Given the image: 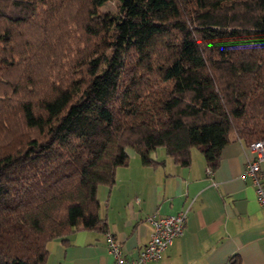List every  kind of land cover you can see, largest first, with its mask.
I'll return each mask as SVG.
<instances>
[{"label":"trees","instance_id":"trees-1","mask_svg":"<svg viewBox=\"0 0 264 264\" xmlns=\"http://www.w3.org/2000/svg\"><path fill=\"white\" fill-rule=\"evenodd\" d=\"M0 0V264L106 232L99 184L264 140V0Z\"/></svg>","mask_w":264,"mask_h":264},{"label":"crops","instance_id":"crops-1","mask_svg":"<svg viewBox=\"0 0 264 264\" xmlns=\"http://www.w3.org/2000/svg\"><path fill=\"white\" fill-rule=\"evenodd\" d=\"M129 162L117 168L112 185L99 184L98 213L107 231L79 229L67 242H46V264H116L108 248L111 234L126 257L146 244L156 217L186 210L181 234L157 259L143 264H264V206L258 201L252 176L246 172L252 154L241 139L220 152L208 172L200 152L191 163H174L162 149L152 152L164 162L144 165L133 150ZM264 175V162L261 164Z\"/></svg>","mask_w":264,"mask_h":264},{"label":"built area","instance_id":"built-area-1","mask_svg":"<svg viewBox=\"0 0 264 264\" xmlns=\"http://www.w3.org/2000/svg\"><path fill=\"white\" fill-rule=\"evenodd\" d=\"M246 147L252 154L247 163L246 172L252 176L258 201L264 206V175L261 169V164L264 162V140L256 139L248 143ZM207 170L210 171L209 168ZM185 218L186 210L160 217L148 215L147 219L151 222L153 230L146 244L132 257H126L114 237L107 234L108 248L115 257V263L143 264L148 260L157 259L162 251L172 244L173 239L181 234Z\"/></svg>","mask_w":264,"mask_h":264},{"label":"rangeland","instance_id":"rangeland-1","mask_svg":"<svg viewBox=\"0 0 264 264\" xmlns=\"http://www.w3.org/2000/svg\"><path fill=\"white\" fill-rule=\"evenodd\" d=\"M115 2H116V0H106V2L102 5V10L113 12L115 10ZM158 149H160V148H158ZM193 152L198 153L199 151L194 148Z\"/></svg>","mask_w":264,"mask_h":264}]
</instances>
